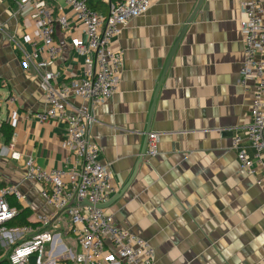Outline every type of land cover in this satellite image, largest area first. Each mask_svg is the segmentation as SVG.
<instances>
[{"label": "crops", "instance_id": "0c3cea01", "mask_svg": "<svg viewBox=\"0 0 264 264\" xmlns=\"http://www.w3.org/2000/svg\"><path fill=\"white\" fill-rule=\"evenodd\" d=\"M153 1L147 14L130 21L112 42L123 54L119 88L94 109L88 129L101 149L100 161L111 171L117 189L112 199L127 186L105 214L152 245L154 264H264V183L240 168L231 148L232 137L243 136L251 123L254 91L253 81L248 90L240 84L241 1ZM45 4L70 14L65 0ZM38 31L27 10L0 0V101L14 96L19 108L12 118L2 104L1 122L12 127L22 157L14 162L9 145L0 144V181L19 185L30 218L52 210L40 199L37 184L25 179V162L47 170L65 168L67 159L75 162L58 148L65 125L33 117L44 109V92L38 73L24 65L18 51L22 57L29 53ZM56 36L64 52L50 70L60 72L59 84L65 85L80 76L83 63L60 30ZM259 59L264 62V53ZM151 133L160 136L154 158L142 156ZM58 215L60 233L71 241L68 220Z\"/></svg>", "mask_w": 264, "mask_h": 264}, {"label": "built area", "instance_id": "2783aa9c", "mask_svg": "<svg viewBox=\"0 0 264 264\" xmlns=\"http://www.w3.org/2000/svg\"><path fill=\"white\" fill-rule=\"evenodd\" d=\"M11 1L20 10H27L39 28L30 52L24 54V65L38 73L44 92V109L33 117L40 123L65 125L58 148L75 162L70 164L67 159V168L53 170L39 168L32 160L25 162V179L37 184L40 199L52 210V215L35 214L29 218V225L12 226L18 211L9 199L28 208L19 185L0 188V264H154L152 245L119 228L104 209L98 208L109 203L117 189L112 185L109 167L100 161V147L88 137L92 112L119 88L123 54L112 48V42L130 21L147 14L154 1L105 0L109 10L102 14L92 10L87 0H65L72 17L51 11L45 0ZM240 1L239 27L244 46L240 84L248 90V83L253 81L254 91L251 123L243 136L232 137L231 148L240 168L255 175L260 185L264 183V62L259 59L264 53V0ZM57 30L83 63L80 76L65 85L59 84L60 72L50 70L64 52L56 39ZM73 99L82 104L75 106ZM2 104L10 117L19 116L14 96L0 101V107ZM159 142L157 133L149 134L144 155L156 157ZM8 147L11 160L20 162L16 138L12 137ZM57 214L68 220L74 248L65 244L68 235L60 233L62 224L56 220Z\"/></svg>", "mask_w": 264, "mask_h": 264}, {"label": "trees", "instance_id": "16d2710c", "mask_svg": "<svg viewBox=\"0 0 264 264\" xmlns=\"http://www.w3.org/2000/svg\"><path fill=\"white\" fill-rule=\"evenodd\" d=\"M88 6L102 14H107L109 7L105 3H103L100 0H87ZM1 107H0V131L3 135V140L5 145H9L12 137H13V129L12 127L5 121L1 122ZM7 185H5L3 182L0 181V188H5ZM10 204L11 207L15 208L18 211V215L15 219V221L12 223V226L16 227H23L26 225L31 224L29 222V218L32 215V211L29 208H24L23 206L19 205L13 198H10Z\"/></svg>", "mask_w": 264, "mask_h": 264}, {"label": "water", "instance_id": "95a60500", "mask_svg": "<svg viewBox=\"0 0 264 264\" xmlns=\"http://www.w3.org/2000/svg\"><path fill=\"white\" fill-rule=\"evenodd\" d=\"M180 39H181V37L179 38V40L177 41V43L175 44V46H174V48H173V50H172V52H171V55H170V58H169V60H168V62H167L166 68H165V70H164V72H163V75H162L160 81H159V84H158V87H157V92H158L160 86L162 85V82H163L164 76H165V74H166V71H167L168 65H169V63H170V60H171V58H172V55L174 54V51L176 50V47H177L178 43L180 42ZM144 154H145V151L142 153V156H144ZM142 162H143V157L140 158V160H139V162H138V165H137V167H136V169H135V173L137 172L138 166H139ZM126 187H127V186H126ZM126 187H125L124 189H126ZM124 189H123V191L119 194V196H121V195L123 194ZM119 196H117L116 198L112 199L109 203H107V204H105V205H103V206H99L98 208H100V209H105V208H107L109 205H111L113 202H115V201L119 198ZM72 203H73V202H72ZM84 205H87V203L84 202Z\"/></svg>", "mask_w": 264, "mask_h": 264}, {"label": "rangeland", "instance_id": "374dc122", "mask_svg": "<svg viewBox=\"0 0 264 264\" xmlns=\"http://www.w3.org/2000/svg\"><path fill=\"white\" fill-rule=\"evenodd\" d=\"M18 53H20V55H21V57H20V55H18V58L19 59H21V61L24 59V57H22V54H21V51H18ZM23 62H24V60H23ZM1 80H0V86H1ZM1 115H2V118H4L5 116H6V110H5V108L3 107L2 108V113H1ZM1 132V131H0ZM0 144H2V145H4V148H6L7 149V146L8 145H5L4 144V140L1 138V136H0ZM64 242H65V244L68 246V247H73V241L71 240V241H69V240H67L66 238H64Z\"/></svg>", "mask_w": 264, "mask_h": 264}]
</instances>
